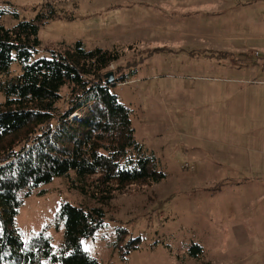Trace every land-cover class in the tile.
I'll list each match as a JSON object with an SVG mask.
<instances>
[{
  "label": "rangeland",
  "instance_id": "1",
  "mask_svg": "<svg viewBox=\"0 0 264 264\" xmlns=\"http://www.w3.org/2000/svg\"><path fill=\"white\" fill-rule=\"evenodd\" d=\"M48 2L59 16L40 26L37 57L77 40L123 51L110 71L138 74L114 90L166 173L117 193L83 248L102 264H264V0H0L3 24L32 20ZM65 202L96 203L56 177L21 207L24 238L46 231L57 250ZM120 228L126 242L141 238L127 255L110 245Z\"/></svg>",
  "mask_w": 264,
  "mask_h": 264
},
{
  "label": "trees",
  "instance_id": "2",
  "mask_svg": "<svg viewBox=\"0 0 264 264\" xmlns=\"http://www.w3.org/2000/svg\"><path fill=\"white\" fill-rule=\"evenodd\" d=\"M45 7L10 28L0 9V93L5 97L0 101V264H102L82 241L105 225L117 193L130 184L159 182L166 173L155 152L137 139L134 110L114 90L138 69L116 66L115 80L107 82L105 74L124 52L88 49L81 40L47 48L48 55L37 57L40 26L59 16L50 2ZM14 63L20 72H13ZM56 177L96 202L61 205L54 219L63 229L57 250L46 231L26 240L17 226L25 200ZM126 236L120 228L110 241L122 255L141 243L140 237L126 242ZM190 251L198 256L202 247L194 243Z\"/></svg>",
  "mask_w": 264,
  "mask_h": 264
},
{
  "label": "water",
  "instance_id": "3",
  "mask_svg": "<svg viewBox=\"0 0 264 264\" xmlns=\"http://www.w3.org/2000/svg\"><path fill=\"white\" fill-rule=\"evenodd\" d=\"M105 80L107 82H113L115 80V72L114 71H109L105 74Z\"/></svg>",
  "mask_w": 264,
  "mask_h": 264
}]
</instances>
